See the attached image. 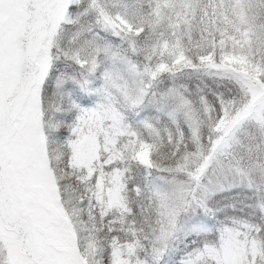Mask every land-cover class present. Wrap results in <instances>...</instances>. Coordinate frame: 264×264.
I'll list each match as a JSON object with an SVG mask.
<instances>
[{
    "label": "snow or ice",
    "instance_id": "1",
    "mask_svg": "<svg viewBox=\"0 0 264 264\" xmlns=\"http://www.w3.org/2000/svg\"><path fill=\"white\" fill-rule=\"evenodd\" d=\"M0 264H264V0H0Z\"/></svg>",
    "mask_w": 264,
    "mask_h": 264
}]
</instances>
